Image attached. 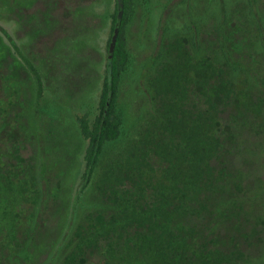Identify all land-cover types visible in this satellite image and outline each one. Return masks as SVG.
<instances>
[{
	"label": "trees",
	"instance_id": "16d2710c",
	"mask_svg": "<svg viewBox=\"0 0 264 264\" xmlns=\"http://www.w3.org/2000/svg\"><path fill=\"white\" fill-rule=\"evenodd\" d=\"M76 1L39 0L32 47H48L29 57L51 65ZM122 2L98 114L74 117L78 145L48 89L31 100L34 63L21 57V68L0 43V264H261L264 24L251 34L243 11L220 8L210 27L157 40L127 128L116 101L128 65ZM116 16L115 3L108 48Z\"/></svg>",
	"mask_w": 264,
	"mask_h": 264
},
{
	"label": "rangeland",
	"instance_id": "374dc122",
	"mask_svg": "<svg viewBox=\"0 0 264 264\" xmlns=\"http://www.w3.org/2000/svg\"><path fill=\"white\" fill-rule=\"evenodd\" d=\"M9 1L12 4L20 2V0ZM26 2L31 3V8L22 10V15L17 13L7 18L4 16L5 10L3 11L0 0V43L7 45L6 51L10 55L7 58L18 59L21 68L24 66L27 68L21 57H29L30 52L38 51L45 43L44 41L41 42L42 44H36L35 48L32 47L33 42L37 40L35 23L37 24L38 19L34 16L25 21L24 18L26 15L40 13L43 8L39 0H26ZM76 2V14L72 13L74 19L71 17V21L75 23L71 22L70 39L67 37L61 41L63 35L55 33V37H59L60 40L52 54L51 65L45 62L47 55L45 59L40 60L29 57L31 64L34 63V69L27 68L25 72H29L33 78L31 100L38 99L41 85L44 89H48L47 93H43V98L53 95L52 100L63 107L62 114L59 113L60 118L67 124L69 129L67 133L76 136L75 144L78 145L74 117L85 116L92 122L98 114L108 55V16L116 0H92V2L77 0ZM129 7L130 17L123 33L128 65L121 76L116 98L117 110L126 115L124 121L127 128L132 124L133 119L130 107L136 105V102L142 103L137 81L149 66L152 54L157 50L156 47L159 45L157 40L162 42L163 38L172 39L177 33H186L184 28L190 22L200 27H210V24L220 18L222 14L220 8L227 9L228 16L233 13L234 7L243 11L247 21L246 29L251 34L255 31L254 23L264 24V0H130ZM53 19L57 21L56 16ZM66 24L67 27L70 26L69 19ZM258 43L259 40H256V54L259 55ZM44 45L47 46L46 43ZM49 77L52 80L50 82ZM74 149L76 147L71 145L69 152ZM74 168L79 171L80 163L75 162ZM260 263L264 264V257Z\"/></svg>",
	"mask_w": 264,
	"mask_h": 264
},
{
	"label": "flooded vegetation",
	"instance_id": "af4514ba",
	"mask_svg": "<svg viewBox=\"0 0 264 264\" xmlns=\"http://www.w3.org/2000/svg\"><path fill=\"white\" fill-rule=\"evenodd\" d=\"M4 2L2 3V9H3V11H4V16H6L7 18H9V16H8V9H7V5H9V0H3ZM35 2V1H34ZM34 2H32L33 3V5H34ZM7 4V5H6ZM15 6L17 7V9H19L18 11H19V13L22 15L23 14V12H22V10H25V9H29V8H31V3H29V2H26V0H20V2H19V4L17 3H15ZM32 10V9H31ZM6 12V13H5ZM31 15H33V14H31ZM30 15V16H31ZM27 16V15H26ZM25 16V18H24V20L25 21H27V20H30L31 18H33V16H27L26 17ZM54 14L52 15V17L50 18V22H52V24L54 23ZM54 33V32H53ZM5 34H7V33H5ZM6 36V35H5ZM54 36V35H53ZM2 45H3V47H4V50H5V52H6V48H7V45L5 44V43H2ZM4 72H7V66L6 65H4Z\"/></svg>",
	"mask_w": 264,
	"mask_h": 264
},
{
	"label": "water",
	"instance_id": "95a60500",
	"mask_svg": "<svg viewBox=\"0 0 264 264\" xmlns=\"http://www.w3.org/2000/svg\"><path fill=\"white\" fill-rule=\"evenodd\" d=\"M116 5H117V16H116V23H115L114 28H113L112 37L110 39V44H109V48H108L109 57L113 53V50H114V47L116 44V39L118 36V31H119L121 20H122V16H123V2H122V0H116ZM108 104L109 103L107 102V106H108ZM104 113H106V110Z\"/></svg>",
	"mask_w": 264,
	"mask_h": 264
}]
</instances>
